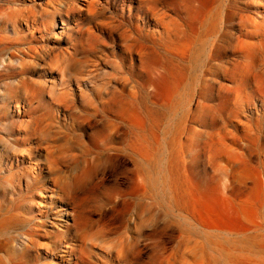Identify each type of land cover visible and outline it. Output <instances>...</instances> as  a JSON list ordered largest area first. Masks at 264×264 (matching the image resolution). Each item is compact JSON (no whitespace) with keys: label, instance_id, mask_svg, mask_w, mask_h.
<instances>
[{"label":"rangeland","instance_id":"1","mask_svg":"<svg viewBox=\"0 0 264 264\" xmlns=\"http://www.w3.org/2000/svg\"><path fill=\"white\" fill-rule=\"evenodd\" d=\"M166 1L162 49L87 20L65 63L67 0H0V264H264V0Z\"/></svg>","mask_w":264,"mask_h":264},{"label":"bare ground","instance_id":"2","mask_svg":"<svg viewBox=\"0 0 264 264\" xmlns=\"http://www.w3.org/2000/svg\"><path fill=\"white\" fill-rule=\"evenodd\" d=\"M68 3H70V11L71 12H77L76 16L73 18L75 21V24L73 27L69 29L68 20L62 18L61 15H58L60 24H61V32H66V38H67V47L63 50H66L63 54V57L65 58V63H69L71 61L72 56L71 52L69 50H77V46L90 48L92 45L91 39L94 37L93 29L90 26H84L83 23H88L87 20L94 21L95 27L100 30L105 29H112L114 27L121 26L123 27L121 29V34L125 35L127 38L130 39V43H127L128 49L131 48H137L136 50H157L158 48H163V41H164V34L166 31V11L165 7L168 4L166 0H137V5L131 8V1L132 0H122L123 2H128L129 6V23L125 24L124 17H121V21H110L106 19H96L98 16H100L101 13H103L102 10V3L100 0H67ZM107 3L109 0H105ZM130 2V3H129ZM211 0H180V6L184 13L187 16H190V14L197 16L202 13L203 17L202 20H211L210 21V28L212 27V4L210 5ZM84 13V16L80 15L81 13ZM150 18L151 20L155 21V24L157 26V36L156 38L150 37V46L147 42L142 41V34L143 29L141 26V23L144 21V19ZM96 19V21H95ZM22 22L25 25H35L37 28L36 30L39 33H43L48 30L49 25H46L44 23H39L38 19L34 16H25L22 18ZM56 22L51 21L50 27L55 26ZM128 25V28L126 27ZM43 35V34H42ZM212 45V44H211ZM154 46V48H153ZM151 48V49H150ZM156 48V49H155ZM28 50H33L31 47L28 48ZM42 50H52V45H48L47 48H43ZM212 50V47L211 49ZM51 60V59H50ZM0 64H3V61L0 62ZM65 67H62V71L65 72ZM156 70V68L154 69ZM24 88L26 89V84L24 83ZM28 90L30 89V85H27ZM33 96V94H32ZM54 103V102H53ZM61 159V158H59ZM68 176H60L56 178L53 182V186L57 188L58 195L56 197L59 199H62V196L60 194L61 191H65L68 185ZM48 191L51 193L53 192L52 189H48ZM52 193L49 194L48 197L52 198ZM61 202V201H60ZM42 205L41 202H37V206ZM231 207V206H230ZM215 219V218H214ZM73 250L71 248L62 251L65 252L67 255L71 256ZM62 256H65V254H62ZM58 260V259H57ZM115 261L117 264H135V262L132 260V258L126 253V252H120L117 253L115 256ZM200 264H212V261L203 260L199 262ZM74 264H77L75 262ZM181 264H197L195 260L187 261L183 260L181 261Z\"/></svg>","mask_w":264,"mask_h":264}]
</instances>
